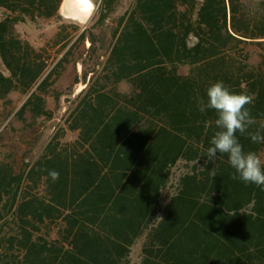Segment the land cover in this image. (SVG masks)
<instances>
[{
	"label": "trees",
	"instance_id": "trees-1",
	"mask_svg": "<svg viewBox=\"0 0 264 264\" xmlns=\"http://www.w3.org/2000/svg\"><path fill=\"white\" fill-rule=\"evenodd\" d=\"M61 2L0 0V102L24 96L0 128V219L11 212L19 233L1 238L5 255L17 249L16 264H128L144 235L137 264H264V187L233 179L226 155L207 160L216 117L198 110L222 80L254 97L250 131L264 125V0H102L87 29L62 21ZM53 17L62 22L38 47L15 29ZM69 69L70 93L85 85L65 126L22 163ZM67 129L74 139L64 140ZM238 138L264 160V143ZM179 159L194 164L161 208ZM52 225L55 236L39 234Z\"/></svg>",
	"mask_w": 264,
	"mask_h": 264
},
{
	"label": "clouds",
	"instance_id": "clouds-1",
	"mask_svg": "<svg viewBox=\"0 0 264 264\" xmlns=\"http://www.w3.org/2000/svg\"><path fill=\"white\" fill-rule=\"evenodd\" d=\"M101 5L102 0H67L65 8L71 13L67 19L87 29ZM206 94V101L199 99L198 110L201 113L206 110L215 112L217 131L210 140L205 157L214 161L218 155H226L228 164L234 169L233 179L264 187V160L254 151H245L238 138V134H247L253 143H264V125L250 131L257 124L248 107L254 102V97L246 92L230 90L222 80L210 84ZM49 175L53 181L59 179L58 171L51 170Z\"/></svg>",
	"mask_w": 264,
	"mask_h": 264
},
{
	"label": "rangeland",
	"instance_id": "rangeland-1",
	"mask_svg": "<svg viewBox=\"0 0 264 264\" xmlns=\"http://www.w3.org/2000/svg\"><path fill=\"white\" fill-rule=\"evenodd\" d=\"M132 0H124L125 6H128ZM63 5L64 0H62L59 13L61 14L62 21L71 22L67 19V17L63 14ZM5 10L0 7V19L4 17ZM59 18H49L40 20L39 24L36 23H22L19 22L15 25L16 31L21 34L25 39L29 40L35 46H41L44 44L45 40L50 37L57 29L58 25L62 22ZM249 49L252 51V61L258 60V49L256 46L251 45ZM0 68L5 70L2 62L0 61ZM179 70L183 73L187 71L186 66H181ZM78 71H81V65H78ZM74 72L69 69L66 73L61 84L59 86V90L62 92L60 97L59 106L56 107V102L53 98L49 99V106L54 111V117L50 120L41 121L40 130H39V138L38 140L31 145L27 151H21L19 154L23 158L21 161L24 162H32L34 158H36L43 149L44 144L52 137L55 133L59 125H64L63 118L68 113V107L71 109L74 106L75 98L77 93L84 87V83L79 82L72 86L73 92L70 93V84L74 77ZM24 100V96L18 92H12L7 101L0 102V128H2L13 116L14 111L21 105ZM69 100V102L67 101ZM75 131L66 130L64 140L69 141L76 137ZM194 163L187 162L186 160L179 159L176 163L170 168L169 180L166 186L161 189L159 203L162 208L164 204L167 202L168 198L177 190L178 181L180 176L186 171L190 170ZM51 228L42 229L39 231V234L48 233V231L52 236H55L54 231L57 229V225L50 226ZM16 224L14 222L13 216L10 213L5 214L0 219V240L1 238L8 236H18L19 233L17 231ZM143 236L139 237L135 240L132 246L129 249V253L127 256L128 264H137L140 261V248L143 241ZM5 242L0 241V264H16L17 260L20 258L21 253L17 249H11L9 251V255H5Z\"/></svg>",
	"mask_w": 264,
	"mask_h": 264
},
{
	"label": "bare ground",
	"instance_id": "bare-ground-1",
	"mask_svg": "<svg viewBox=\"0 0 264 264\" xmlns=\"http://www.w3.org/2000/svg\"><path fill=\"white\" fill-rule=\"evenodd\" d=\"M67 3V0H64V4L66 5ZM63 14L67 17L68 15H70V11H66V8L65 6L63 5Z\"/></svg>",
	"mask_w": 264,
	"mask_h": 264
}]
</instances>
